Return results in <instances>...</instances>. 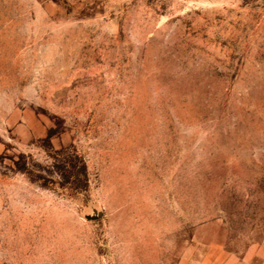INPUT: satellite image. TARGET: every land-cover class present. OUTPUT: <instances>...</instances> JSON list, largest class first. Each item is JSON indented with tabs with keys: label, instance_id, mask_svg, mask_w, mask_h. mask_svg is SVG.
<instances>
[{
	"label": "rangeland",
	"instance_id": "rangeland-1",
	"mask_svg": "<svg viewBox=\"0 0 264 264\" xmlns=\"http://www.w3.org/2000/svg\"><path fill=\"white\" fill-rule=\"evenodd\" d=\"M0 264H264V0H0Z\"/></svg>",
	"mask_w": 264,
	"mask_h": 264
},
{
	"label": "trees",
	"instance_id": "trees-1",
	"mask_svg": "<svg viewBox=\"0 0 264 264\" xmlns=\"http://www.w3.org/2000/svg\"><path fill=\"white\" fill-rule=\"evenodd\" d=\"M50 164L42 169V173L35 176L36 180L41 181L43 186L53 183L50 180L55 176L60 188H66L71 192H83L88 188L87 167L76 151L71 149L55 150L49 154ZM20 171L30 175L33 172L26 169L24 164L19 168Z\"/></svg>",
	"mask_w": 264,
	"mask_h": 264
}]
</instances>
